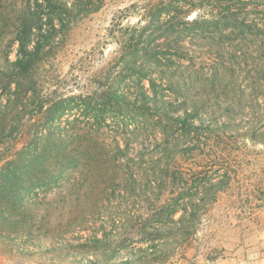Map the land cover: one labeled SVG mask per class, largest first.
Returning a JSON list of instances; mask_svg holds the SVG:
<instances>
[{
  "label": "rangeland",
  "instance_id": "1",
  "mask_svg": "<svg viewBox=\"0 0 264 264\" xmlns=\"http://www.w3.org/2000/svg\"><path fill=\"white\" fill-rule=\"evenodd\" d=\"M39 1L0 0V254L264 264V0Z\"/></svg>",
  "mask_w": 264,
  "mask_h": 264
},
{
  "label": "trees",
  "instance_id": "2",
  "mask_svg": "<svg viewBox=\"0 0 264 264\" xmlns=\"http://www.w3.org/2000/svg\"><path fill=\"white\" fill-rule=\"evenodd\" d=\"M47 5H51L50 0H44ZM34 9L35 11L31 12L33 15L38 14V16H42L39 12V8H43L42 3H40L39 0H35L34 2ZM43 18V17H40ZM43 20V19H42ZM43 25L37 27V32L34 31V27L27 25V23L24 24V27L22 29V32L19 33L18 36V42L20 44L19 51H18V57L16 61L14 62V70L16 71V75L19 78H27L29 74L34 70L35 66L39 63L40 60H42L41 54L42 51L46 48V45H43L42 38L45 36V34L42 31ZM33 48H30V47ZM19 85H21L19 83ZM20 89V86H19ZM107 98V97H106ZM110 100L115 101L116 103H120L122 96L118 94L117 91H113V94L110 95ZM146 98V95H145ZM102 99V97L100 98ZM104 105L107 103L103 100ZM88 106L92 107V111H95L96 118L98 119L99 113L102 112L104 114L105 111L102 109L103 107H100L101 104L94 103L93 100L90 101ZM42 108V107H41ZM40 108V109H41ZM98 111V113H97ZM83 110V114H84ZM50 119L53 121L55 119L54 115L50 117ZM105 117L103 116V120ZM176 121L178 123H181L184 127L191 126L195 127L193 122L191 121V115L186 114L185 116H177ZM133 176V174H131ZM11 178L6 175L3 177V183L0 187L1 194H7L9 193V184L11 183ZM178 209L175 208L172 210V212H177Z\"/></svg>",
  "mask_w": 264,
  "mask_h": 264
},
{
  "label": "built area",
  "instance_id": "3",
  "mask_svg": "<svg viewBox=\"0 0 264 264\" xmlns=\"http://www.w3.org/2000/svg\"><path fill=\"white\" fill-rule=\"evenodd\" d=\"M0 264H57L55 261L51 259H21L17 260L9 256L0 254Z\"/></svg>",
  "mask_w": 264,
  "mask_h": 264
}]
</instances>
